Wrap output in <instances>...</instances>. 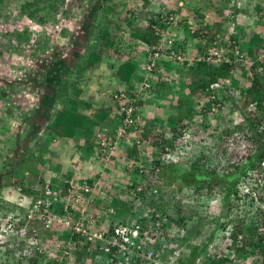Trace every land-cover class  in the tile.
Wrapping results in <instances>:
<instances>
[{
  "label": "rangeland",
  "instance_id": "1",
  "mask_svg": "<svg viewBox=\"0 0 264 264\" xmlns=\"http://www.w3.org/2000/svg\"><path fill=\"white\" fill-rule=\"evenodd\" d=\"M25 1L27 0H0V173L3 174H0V216L2 227L7 228L4 227L5 223L7 219H10L4 207L5 200L9 198V201L15 204L14 211L17 208L18 211L21 210L20 208L27 202L24 198L19 197V190L11 193L13 197H9L10 195L5 189L7 184L13 186V177L9 172H11V164H15L17 160L24 159V162L14 172V176L24 179L26 188L33 182L39 184L42 191L48 186H52L51 191L59 193L62 188L66 187L67 182L75 188V191L83 190L87 185L90 191L87 192L86 198L80 200L71 196L76 193L67 185L66 188L69 187L71 191L68 194V199L65 198L67 199L65 204H69L67 208L64 204L66 211L58 210L54 207V200L50 199L47 201L49 207H46L45 210L35 211L34 214H31L32 221L27 222L31 224H25L27 229L30 230L32 227L31 230L34 228L36 230V239L29 241L28 245L33 254L36 252L44 254L39 257L42 260L40 263L47 264L50 261H55V264H76L72 260L73 249L79 244V239L76 240L73 236L76 233L74 230L76 227L92 232L89 236L95 240L94 233L97 230L99 233L100 231H109L110 226L113 227L116 223L121 222L133 224L132 213L119 205L122 202L129 204L133 202L134 198L139 197L136 193L140 191L132 186H135L143 178L140 169L145 168L146 164L152 166L155 162L154 153H156V144L158 145V136L171 130V127L168 128L165 123L167 115L176 117L174 115L180 112L176 106L178 97L181 98V93L188 90V80L185 76L188 65H182L164 57L161 60V69L157 71V74L160 75L151 78L153 87L157 85L158 79L167 78V84L164 87L158 86L157 89H153V87L152 90L142 89L144 81L148 79V73L143 69L146 68L147 60L144 58L142 61L144 44L141 40L129 39L130 31L124 24L121 28H117V23L111 21V32L117 38L114 47L105 49L104 57L96 68H86L91 47L96 48L100 44L97 34L98 26L94 25L101 20L107 22L109 18L118 19V16L109 13L105 18L101 19L99 14L97 18H94L92 12L96 13L100 0H60L55 18L41 22L22 13L21 8ZM149 1L150 9L154 8L153 16L164 10L177 9L176 16L183 19L190 16L193 11L202 10V15L198 12L196 14L203 16L204 23L208 22L214 31L218 30L214 23L220 22L223 15H228L229 7L235 4L240 13L237 14L235 23L236 33L242 36L243 32L244 36H248L250 32L255 31L264 36V12H257L256 3L258 0H231L227 3H224L226 0ZM119 3L120 14L127 13L132 19L134 14L130 9L137 10L143 6V0H135V2L119 0ZM143 11L142 19H134V24L144 25L146 23L148 20L147 10ZM220 14L222 15L220 16ZM173 29L179 31V26L173 27ZM227 30L225 27L222 34L227 35ZM185 38L190 40L188 52L185 55L191 59L199 53L196 47L198 41L192 37L191 33L190 35L187 33ZM199 43L202 45L204 42L199 40ZM115 48L123 51L122 59L118 54L113 53ZM208 48L209 46L205 49L208 50ZM118 59H132L140 62V69L135 75L137 76L138 94L142 92L143 98L152 102L146 106V111L145 108L142 111L141 106H137L136 114L139 117L137 127H129L126 130L127 136L125 135L121 139L116 137L120 126L121 110L120 102L115 98L116 94H120L118 90L121 89L119 78L114 73L116 64L119 62ZM236 78L239 79L240 86L247 88L250 85L243 84V82L248 83V80L246 81L245 78L240 80V75L237 74ZM76 87L81 88L80 99L96 100L93 105L96 109L100 108L105 100L106 105L112 106V112L104 121L107 123L106 125L93 128L94 134L92 135L95 138L89 135L60 140L51 133L49 134L51 129H48V126L51 125L57 110L69 106L66 100L75 96ZM49 94L52 97H57L49 102L47 98ZM116 100L119 102V106L115 107ZM205 101L207 99L202 98L199 103L203 104ZM238 103L245 109V114L237 115L235 123H242L246 120L247 115L252 121H262L258 131L264 130V115H259L256 112V106L246 105L243 99ZM79 108L83 112L87 111L82 102ZM143 114L144 117H142ZM198 117H200L199 120L202 119L201 116ZM196 118L197 116H195ZM207 121L210 122L211 119L208 118ZM212 123L214 124L215 120H212ZM180 124L176 123L174 126L178 128ZM188 128L189 130H184V133L182 131V135L173 142L174 145H178L187 141L184 142L185 148L179 146L181 149L178 150L182 154L180 156L177 154L175 158L179 161L177 166L180 169V174L184 170H190L192 162H208L221 155L220 147L224 143L223 133L211 137V129L207 131L206 128L196 125ZM140 135L145 139L139 138ZM241 135L242 132L239 131L238 136ZM128 137L129 139H127ZM91 142L95 145V150L85 155L82 148L85 149ZM134 144H137L140 150V157L137 160L134 155L129 156L125 152V149L130 150ZM230 144L234 146L235 143ZM168 150H170L169 147ZM231 150L227 149L228 152ZM166 157L169 158V152ZM254 176V173H251L246 178L239 179L237 183L238 198L231 199L229 206L222 198L223 189H213L214 191L212 190L210 193L208 187L199 192L194 187H185L183 190L176 188V193L173 184H179L180 181H172L170 185L164 179L165 189L171 192L167 204L164 205L168 212L176 215L174 211L176 204L180 201L196 203L197 206L200 205L203 218L194 217L189 227H179L174 222L168 221L176 230L174 234L164 232V230L162 233L156 229L148 230L149 243H160L161 250L159 251V247H155L142 253L140 258H145V263L143 261L136 263V259L139 257L138 253L131 252L132 259L126 264H212L210 255L216 249L224 250L225 255L231 258L233 264H260L264 253L262 254L259 249L253 250L250 245H247V250L243 251V247L250 241L259 242L262 240L261 237L264 238V201H261L260 198L262 195L264 197V185H257L253 180ZM248 187H252L257 192L255 197L248 192ZM139 204L140 201H137V206H140ZM81 210L82 216L79 215ZM151 211L153 213V208ZM157 212L160 213L158 210ZM44 213L46 214L45 219H43ZM218 217L221 220L220 223L216 221ZM148 218H151L150 214ZM6 224L9 226L10 223ZM230 225L234 228L233 233L238 228L245 229L250 226H253L257 231L253 230V233L249 234L248 232L239 233L243 237L241 242L238 240V236L236 239H232L234 238L232 233L229 240L227 228ZM168 235L167 240L163 242L164 236ZM84 236L85 239L80 241L81 244H85L86 238L90 244L93 242L89 239L88 234ZM98 242L95 240L94 246ZM262 243L264 244V239ZM94 246L93 244L89 246V256L85 264L95 262L97 253L94 252ZM195 247H203L208 252H201V255L198 254L201 257L195 256L196 258L192 259L190 254L193 253ZM4 249L0 246V262L3 259L1 254L3 255ZM163 249L165 252H162Z\"/></svg>",
  "mask_w": 264,
  "mask_h": 264
},
{
  "label": "trees",
  "instance_id": "2",
  "mask_svg": "<svg viewBox=\"0 0 264 264\" xmlns=\"http://www.w3.org/2000/svg\"><path fill=\"white\" fill-rule=\"evenodd\" d=\"M61 1L27 0L22 5V13L31 19L45 22L46 20L55 18L59 9V2ZM129 1L135 2V0ZM228 1L231 2V0H226L224 3H227ZM119 5V0H100L96 13L94 14V12H92L94 18H97V15L99 14L102 19L109 13H112L114 16L117 15L118 19L113 20L109 18L107 22L101 20L98 24L94 25L95 27L98 26L97 34L100 44L96 46V48L91 47L86 68H96L104 57L105 49H111L114 47L117 38L116 35L111 32V21L117 23V28H121L123 24L125 27L129 28V39L131 40H141L152 46L163 44L165 32L168 28V22L167 19L162 20L159 12H155L156 15L154 16L152 15V12L154 13V8L150 9L149 0H143L142 8H137V10L130 9L131 13L134 14L133 19L129 17L127 13L120 14ZM144 9L147 10L148 20H146L144 25L134 24V19H142V16H144ZM256 10L258 13L264 12V0L257 1ZM196 12L200 15L203 13L202 10H197ZM196 12L193 11L194 14L192 13L190 16H186L183 19L178 16L175 22V25L179 26V38L185 42V54L188 52V42L190 41L185 38L187 33L189 35L191 33L192 37L198 41V44L196 43L198 46H196L197 50H199V53H197L195 57H192V60L195 61L187 67L185 72V76L188 80V90L181 93V98L178 97L176 108L180 112L174 115L176 117H173V115H167L168 117H166L165 123L168 128L171 127V130L165 131L158 136V145L156 144V153H154L155 162L152 166L146 164L145 168L140 169L143 178L140 182H137L135 186H132L134 189L141 188L140 192L136 193L139 197L134 198L133 202L129 204H124V202L121 204L118 202L120 203L119 207L132 213L133 224L138 222L141 228L148 229L150 227L152 231L155 229L158 232L164 230V232L170 234L176 233V230L172 228L170 222H174L179 227H189L194 217L200 216L203 218V212L200 210V205L197 206L196 203H184L180 201L176 204L175 211L173 210L176 215L169 213L164 205L167 204V199L171 196V192H168V190L165 189L166 185L164 179L170 185L172 181H180L179 184H173L176 193V188H178V190H183L185 187H194L198 192L208 187L210 193H212L213 189H223L222 198H224L225 204L229 206L231 199L238 198L237 183L239 182V179L246 178L249 171L257 170L260 163L264 160V130L258 131V127L261 125L262 121H252L251 118L246 115L245 121L242 123H235L237 115L239 116V114L242 113L243 115L245 114V109L243 106L240 107V104L238 103L242 99L245 101L246 105H255L256 112H258L259 115H264V57H261L260 55V52L264 55V36L255 31L250 32L248 36H244L243 32L242 36L241 34L239 35L236 33L237 27L235 23L238 17L237 14L240 13L235 4L229 7L228 15H223L220 22L216 21L214 23V26L218 27L217 31H214L213 28L211 29L208 22L204 23L203 16L196 14ZM177 13L178 12H176V14ZM193 15L194 17L191 18ZM221 15L222 14H220V16ZM180 25L182 26L180 27ZM225 27L228 29L227 35L222 34ZM20 39L23 40V38ZM198 39L204 43L201 45ZM214 44L219 48H226L228 50L227 55L222 62L211 63L203 59L196 61L200 56H203L207 50L205 49L206 47H210ZM237 51H239V53ZM122 52L123 51H120L119 48L113 49V53L118 54L120 59H122ZM226 58H229V61H226ZM120 59H118L119 62H117L114 72L121 83V89L119 88L120 90H118V92H124L130 98H135V104L140 107L145 102V99L141 98L142 92L141 94H138L137 76H135L138 69H140V63H138L139 61L137 62L132 59ZM142 61H144V57H142ZM237 74L241 76L240 80H242V78H245L246 81L248 80V83L243 82V84H250L247 88L240 86V81L236 78ZM147 80L152 81V78L150 77V79L148 78ZM167 80V78L163 80L158 79L157 85L155 87L152 86L153 89H157L158 86L164 87L167 84ZM75 92V96L66 100L69 103V106H64L57 110L52 119L51 125L49 124L48 126V129H51L49 134L51 133L60 140H68L78 136L89 135L95 138V136L92 135L94 134L93 128L98 127L99 125H106L107 123H104V121L112 112V106L106 105L104 102L105 100L102 102L103 105L96 109L93 107L96 100H86L85 98L80 99L81 88L79 87L75 88ZM49 95L47 97L49 102H52L54 98L57 97H52L51 94ZM202 98L207 99V101L203 102L204 105L199 103ZM81 102L84 103L87 111L83 112L80 110L79 105ZM116 106H119L117 100L115 107ZM171 106L174 107L175 105ZM228 112L229 114H227ZM195 116H197L196 119ZM198 116L202 117V121L199 120L200 117ZM208 118L211 119L210 122L207 121ZM192 120L193 122H191ZM212 120H215V125L212 123ZM176 123H181L178 128L177 126H174ZM192 125L204 129L206 128L207 131L208 129H211V137L223 133L224 143L221 144L222 147H220L222 154L216 157L213 156L214 158L208 162H192L191 169L184 170L183 173L180 174V169L177 166L179 161L175 160V158L177 154L180 156L182 152L178 150L181 148L176 144L174 145L173 142L178 136L182 135V131L184 133V130H189L188 127H191ZM181 127L183 130H180ZM239 131L242 132L241 136H238ZM143 135L145 137V134ZM139 138L145 139L141 137V135ZM206 140L208 139L206 138ZM230 143L235 144L234 146H231ZM168 147L170 150H168ZM228 148L232 150L228 152ZM82 150L86 155L95 150V145L91 142L85 149L82 148ZM125 152L129 156L134 155L136 160L140 157V150L138 149L137 144H134L130 150L125 149ZM168 152L169 158L166 157ZM23 162L24 159H21L17 160L15 164H11V172L9 173L13 177V186L7 184L5 189L8 191L10 195L9 197H13L11 196V193H15L19 190V197H21V199L24 198L27 202H25V205L23 204L22 208H20L21 210L18 211L17 208L14 211L13 208L15 204L10 202L9 198L8 200H5L4 207L6 208L5 210H7V215L10 217L9 220L12 221L10 222L7 219L6 223H13L15 221V225L13 226L15 230L13 232H3L0 230V241L2 242L0 246L2 249L3 247L5 248L3 250V255L1 254L3 259L0 264H42L40 263L42 260H40L39 257L44 256V254L41 252L33 254L32 250L29 249L28 242L30 241V238L34 236L33 230H30L27 235H21L20 230L23 226H26L25 224L27 222L32 221L33 217L31 218V214H34L37 210L41 211V209L45 210L46 207H49L47 201L50 199L54 200V207L58 210L60 209L61 212L66 211L64 210V204L69 197L68 194H70V188L75 191V188L68 182L67 185H69L70 188H66V185V187L62 188V191L59 193L51 191L53 189L52 186H48L47 189L42 191V189L39 188V184L35 183V185L33 182H31L30 185L27 186L28 188H26L24 179L16 178L14 176V172H16L17 168ZM0 174L3 175L2 173ZM194 189L191 188V190ZM68 191L69 193H67ZM79 191L80 190L77 189L75 193H79ZM3 193L6 194L4 191ZM82 193L83 197L86 198L87 193ZM72 195L73 194H71V196ZM260 198L261 201H264L263 195L260 196ZM137 201H140V206H137ZM65 207H69V204L66 203ZM146 208H153L154 211L151 218H148L149 214H146ZM157 210L160 211V213L157 212ZM80 212L79 215L82 216V210ZM165 216L167 217L164 220ZM45 218L46 214L44 213L43 219ZM168 221L170 222L168 223ZM216 221H219V223L221 222L219 217ZM6 223L5 226L8 225ZM222 223L224 224L223 221ZM2 224V218L0 216V229ZM27 224L30 225L31 223ZM98 226L101 227L100 223ZM110 227L111 231V229L113 230L114 225L113 227ZM30 229H32V227H30ZM253 230L257 231L253 226L245 229L238 228V230H235L233 233L234 239H236L241 232H248L249 234L253 233ZM74 234L75 235L73 236L75 239H79V244L73 249V263L85 264L87 257L89 256L88 248L92 243L90 244V241L86 238L85 244H81L80 241H84L85 236L78 232ZM261 238L262 240L259 242L250 241L249 244H246L243 247V251H246L247 247L250 245L253 250L259 249L263 254L264 244L262 242L264 238ZM155 247H159V251L161 250L160 243H147L146 245H140L138 249L139 257L136 259V263L142 261L145 263V258H140L142 257V253L148 252L149 249ZM114 252L115 248L113 247L111 253L113 254ZM201 252L207 253L208 250L203 249V247H195L193 253L190 254V258L193 259L195 256L197 257L201 255ZM217 255L220 257L213 258L211 256L210 263L233 264L232 260L225 255L224 250L217 251ZM110 256L113 257L112 255ZM114 259L115 261L117 260L116 258ZM49 263L55 264V261H50ZM260 264H264V258Z\"/></svg>",
  "mask_w": 264,
  "mask_h": 264
},
{
  "label": "built area",
  "instance_id": "3",
  "mask_svg": "<svg viewBox=\"0 0 264 264\" xmlns=\"http://www.w3.org/2000/svg\"><path fill=\"white\" fill-rule=\"evenodd\" d=\"M174 10L175 9H172L170 11L164 10L163 12H159L161 14L162 20L167 19V22H168V28H167V31L165 32V38H164L163 44H159L157 46H151V45L144 43L143 52L147 54L148 61L146 63V68H143V69H145L147 73L150 74L151 76H156L157 75L156 71L158 70L160 71L161 60L164 57H168L169 59L177 61L179 64H182V65L189 66L193 63V60H192L193 58L188 59L185 55V52L183 49L185 42L184 40H181L179 38V31H177L178 28L176 30L173 29V27H176L175 22H176V19L178 18V16H176L177 9L175 11ZM237 52L239 53V51ZM260 53H261L260 54L261 57H264L262 52ZM226 55H227L226 48H219L216 44H214L210 46L208 50L205 51L203 56H200L196 61L203 59L211 63H220L226 57ZM226 61H229V58H226ZM142 89L152 90V83L150 81H147L146 79V81H144L143 83ZM115 98L120 102V109H121L120 118H119L120 126L118 128L116 137L118 139H121L122 137H125L127 133L126 130L129 129V127H132V126H134L135 128L137 127V121L139 117L136 114L137 105L135 104V100H136L135 98H130L124 92H121L120 94H116ZM127 139H129V137ZM184 142H187V141H184ZM184 142L178 144L177 146L185 148L186 144H184ZM251 173L252 174L254 173L255 176L253 180H255L257 185H264V160L260 163L257 170L249 171L247 176L250 175ZM140 189L141 188L139 187L138 191H140ZM80 191L87 193L90 191V189L87 187V185H85L83 190H80ZM80 191L79 193H76V194L73 193L72 197L77 200L84 198L82 195L83 193ZM248 192L251 193L253 196L257 194V192L252 187H248ZM147 211H148L147 212L148 214L153 216L150 208H148ZM14 225H15L14 223H10L9 226H4L7 228L1 227L0 230H2L3 232H13L15 230L13 227ZM231 226L232 225H230L227 228V235H228L229 240H230L231 234L234 231V228ZM150 229H151L150 227L148 229L141 228L140 224L138 223L129 224L126 222V223L115 224L113 227V230L111 229V231L106 230L105 232L100 231L99 233L98 232L99 230H97V232L94 233V237H96L95 240L99 241L96 244V246H94L95 240H93L91 236H89V234H91L92 232H88L87 229L81 230L80 227H76V229L74 230L76 232H81L82 235L88 234V237H90L89 239L93 241L92 244L95 247L94 252L97 253L95 256V263L97 264H126L128 263V261L132 259L131 254H130L131 252H134L133 254H135L136 252L138 253L139 252L138 249L140 245H146L147 243H149V238L147 237V234L149 233L148 230ZM30 230L27 229L26 226H23L20 230L21 235H27ZM33 232H34V236L30 238V241L36 239L37 233H36L35 228L33 229ZM164 237L165 238H163V242L167 240V237H169V235L164 236ZM242 238H243L242 234H239L238 240L240 242L242 241ZM144 242L146 243L144 244ZM0 243L2 242L0 241ZM113 247L115 248V252L112 254L111 252H112ZM217 251H218L217 249L214 250V253L211 254L210 256H212L213 258L220 257L219 255H217ZM162 252H165V250L163 249ZM110 255H112L113 257H111ZM114 258H116L117 260L115 261Z\"/></svg>",
  "mask_w": 264,
  "mask_h": 264
},
{
  "label": "clouds",
  "instance_id": "4",
  "mask_svg": "<svg viewBox=\"0 0 264 264\" xmlns=\"http://www.w3.org/2000/svg\"><path fill=\"white\" fill-rule=\"evenodd\" d=\"M177 26H178V25H177ZM140 42H141V41H140ZM142 43L144 44V43H146V42L142 41ZM146 44H148V43H146ZM148 45H150V44H148ZM151 46H152V45H151ZM142 53L144 54V58H145V60L148 61L147 54H146L145 52H143V50H142ZM138 63H140V62H138ZM157 75H160V74H157ZM150 77H153V78H154V76H151L150 74H148L147 78H150ZM155 78H156V76H155ZM151 83H152V81H151ZM152 86H153V83H152ZM92 263L97 264V263H95V262H92Z\"/></svg>",
  "mask_w": 264,
  "mask_h": 264
},
{
  "label": "crops",
  "instance_id": "5",
  "mask_svg": "<svg viewBox=\"0 0 264 264\" xmlns=\"http://www.w3.org/2000/svg\"><path fill=\"white\" fill-rule=\"evenodd\" d=\"M197 47V46H196ZM141 63H142V61H141ZM143 95V94H142ZM141 98H143V96H141ZM144 99V98H143ZM147 102H149V103H147ZM152 102H151V100H147V99H145V102L143 103V105H141V110L142 111H144V108H145V111L147 110L146 109V106L148 105V104H151ZM142 117H144V114H143V116Z\"/></svg>",
  "mask_w": 264,
  "mask_h": 264
}]
</instances>
